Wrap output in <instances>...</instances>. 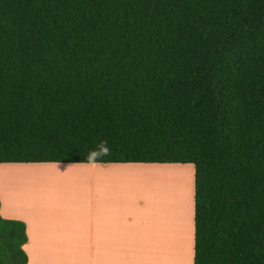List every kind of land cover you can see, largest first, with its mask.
<instances>
[{"label":"trees","instance_id":"1","mask_svg":"<svg viewBox=\"0 0 264 264\" xmlns=\"http://www.w3.org/2000/svg\"><path fill=\"white\" fill-rule=\"evenodd\" d=\"M16 162L191 163L192 264H264V0H0ZM26 241L0 216V264Z\"/></svg>","mask_w":264,"mask_h":264},{"label":"crops","instance_id":"2","mask_svg":"<svg viewBox=\"0 0 264 264\" xmlns=\"http://www.w3.org/2000/svg\"><path fill=\"white\" fill-rule=\"evenodd\" d=\"M37 163H2L0 166ZM46 163L55 164L53 168L68 166L65 168L74 175H56L61 176L62 181L81 177L74 182L79 193L62 206L50 199L43 202L40 192L25 194L26 201L33 206L45 203L43 211L24 204V209H33L28 218L19 212L21 209L15 212L17 217L1 214L25 223L27 241L22 248L27 256L26 264H175L170 259L178 250L188 252L184 259L186 264H192L193 231L188 234L180 231L170 237L158 233L159 237L155 236L152 226L148 229L160 219V214L157 218L148 215V212L152 214L154 203H148L145 192L138 193L131 183H126L127 179L139 177L135 178V174L143 176L139 168L178 166L176 163ZM39 188L42 189V184ZM0 202L3 213L10 211L5 209L10 208L7 201L4 206ZM188 246L190 251L184 249Z\"/></svg>","mask_w":264,"mask_h":264},{"label":"rangeland","instance_id":"3","mask_svg":"<svg viewBox=\"0 0 264 264\" xmlns=\"http://www.w3.org/2000/svg\"><path fill=\"white\" fill-rule=\"evenodd\" d=\"M53 165L55 164L49 165L46 162H39L34 166L1 165L0 201L3 202V206L7 201V205L10 206V208L5 207V209L10 211L3 213V211L0 210V216L5 218L1 214H6L17 217L15 212H17L18 209H21L19 212H21L24 217L28 218V215L31 216L33 209H24V204L43 211L42 207L45 205V203L33 206L32 202L26 201L27 199L25 194L33 195L36 192H40V200H44L43 202H46V199H50L56 203L61 202V204L57 203L59 206H62L67 201H72V197H75L76 193H79L77 191V184L74 182L80 181L81 177H73L71 180H68L67 178V180L62 181L61 176H66L72 172L65 168L68 166L56 165V168H53ZM175 165L178 166L157 165L151 168H146V170H144L145 168H139L141 172L143 171V176L140 174H135V178L137 176L139 177L136 179H131V181H128L129 179H127L126 181V183H131V186L135 187L138 193L145 192L144 194L146 195L148 203H154V209H151L152 214L148 212V215L157 218V215L160 214V219H158L156 224H150V226L148 225V229H151L152 226V233L158 237L159 235H157V233L162 234V236L167 235L170 237V235L173 233L177 234L180 231H183L187 234L193 231L191 218L193 173L192 164L176 163ZM57 167H59L58 171H56ZM73 169L77 168L73 167ZM148 171H150V173ZM81 174L83 173L81 172ZM56 175L61 176L56 177ZM71 175H74V173ZM41 184L42 189L40 190L39 186ZM1 208L0 202V209ZM25 210L27 212H25ZM145 217L149 219L147 215H145ZM158 237L155 238L158 239ZM158 240L160 241V239ZM163 241L164 240H161V242ZM184 249L187 251L191 250L189 246ZM170 251H168V253ZM183 252L184 250H178L176 253H174V256L172 259H170V262L175 261V264H186V260L184 258L188 257V252Z\"/></svg>","mask_w":264,"mask_h":264},{"label":"clouds","instance_id":"4","mask_svg":"<svg viewBox=\"0 0 264 264\" xmlns=\"http://www.w3.org/2000/svg\"><path fill=\"white\" fill-rule=\"evenodd\" d=\"M108 151V149L104 148L103 146H101V151L100 152H93L90 153L89 155V159H93L94 157L98 156V155H102L103 153H106Z\"/></svg>","mask_w":264,"mask_h":264}]
</instances>
